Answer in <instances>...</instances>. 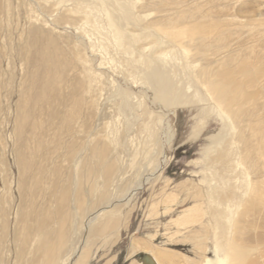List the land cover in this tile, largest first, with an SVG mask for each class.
I'll return each instance as SVG.
<instances>
[{"label":"rangeland","instance_id":"374dc122","mask_svg":"<svg viewBox=\"0 0 264 264\" xmlns=\"http://www.w3.org/2000/svg\"><path fill=\"white\" fill-rule=\"evenodd\" d=\"M241 1L246 10L260 2ZM70 10L82 12L91 39L78 33ZM181 10L189 21L171 31L187 37L184 47L162 33L158 44L146 38L144 22ZM220 12L211 0H0V264L34 257L23 235H12L19 206L61 199L75 217L81 199L80 215L102 210L98 222L118 219L94 236L89 264H132L152 258L149 249L168 255V264L200 262V163L216 127L201 125L188 63L204 43L190 44L186 25L203 14L216 24ZM110 17L141 42L115 44ZM153 146L150 163L144 154ZM189 207L193 219L176 224ZM66 227L71 235L70 219Z\"/></svg>","mask_w":264,"mask_h":264},{"label":"bare ground","instance_id":"6f19581e","mask_svg":"<svg viewBox=\"0 0 264 264\" xmlns=\"http://www.w3.org/2000/svg\"><path fill=\"white\" fill-rule=\"evenodd\" d=\"M211 2L221 11L216 24L207 20L208 14H203L186 25L190 26L189 43L202 39L204 43L201 57L188 63L198 86L195 95L205 116L201 125L205 131L216 127V133L204 141L200 163L201 241L198 246L202 256L200 262L190 258L186 264H264V0L249 10L244 9L245 2L241 0ZM70 12L77 22L74 25L78 33L91 39L86 22L79 16L82 12ZM187 21V11L181 10L167 14L163 20L144 22L142 29L146 38L153 39V44L159 43L155 34L162 33L171 37L172 47H184L187 37L177 36L171 29ZM108 29L114 32L113 40L122 49H125L124 40L141 42L136 31L121 30L111 17ZM145 47L141 45L138 49L145 50ZM157 54L167 55L164 50ZM48 58H42L44 65L48 66ZM192 88L193 85L188 89ZM155 146L144 154L147 159L150 156V163ZM139 154L134 155L132 166ZM117 169L116 164L107 168L110 174ZM81 202L77 200L76 209L80 210ZM68 206V199H61L56 206L49 202L32 204L29 208L19 206L20 217L12 235L17 240L22 234L24 245L33 250L34 257L26 264H89L94 236L117 226L116 217L98 222L105 211L90 218V211L82 216L76 210L75 217ZM195 210L186 209L175 220L176 224L190 222ZM68 219L74 230L71 235L66 227ZM55 223L59 225L57 230ZM8 228L7 221L3 232H8ZM84 231L85 243L80 246L78 235L81 233L82 237ZM70 240L73 242L69 247ZM136 245L134 251L140 249ZM148 251L153 259L135 260L132 264H168V255Z\"/></svg>","mask_w":264,"mask_h":264}]
</instances>
